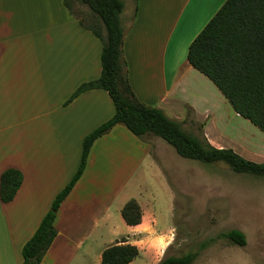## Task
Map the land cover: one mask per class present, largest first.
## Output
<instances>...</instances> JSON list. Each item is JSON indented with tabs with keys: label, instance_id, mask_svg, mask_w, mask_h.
I'll list each match as a JSON object with an SVG mask.
<instances>
[{
	"label": "crops",
	"instance_id": "crops-1",
	"mask_svg": "<svg viewBox=\"0 0 264 264\" xmlns=\"http://www.w3.org/2000/svg\"><path fill=\"white\" fill-rule=\"evenodd\" d=\"M223 1L121 0L122 54L138 100L180 123L186 108L192 121L204 122L216 100L222 103L185 55ZM74 3L69 10L63 0H0V173L15 168L22 176L12 199L0 200V264L21 263L23 243L79 164L83 138L113 112L103 89L74 94L101 71V41L88 29L92 17ZM206 124L203 135L221 147ZM159 139L138 138L115 124L91 142L80 175L56 209L55 236L37 264H101L106 246L125 243L138 250L127 264H156L162 258L172 227L157 234L147 201L132 193L140 187L133 182L138 166L159 168L158 156L172 159ZM235 152L264 162V148ZM161 177L162 201L171 210L173 191L167 175ZM131 198L140 209L135 225L120 216Z\"/></svg>",
	"mask_w": 264,
	"mask_h": 264
},
{
	"label": "trees",
	"instance_id": "trees-1",
	"mask_svg": "<svg viewBox=\"0 0 264 264\" xmlns=\"http://www.w3.org/2000/svg\"><path fill=\"white\" fill-rule=\"evenodd\" d=\"M75 1L88 9L92 17L88 29L101 41V71L97 79L80 85L74 94L89 88L103 89L111 100L113 112L83 138L79 164L23 243L20 264L39 263L56 233L52 224L56 209L80 175L91 142L115 124L123 125L138 138L159 137L182 158L204 164L221 162L234 173L264 178V162L245 159L228 147H214L202 132L199 137L186 132L180 122L167 117L160 108L134 96L122 54L121 0ZM71 2L63 0L69 10ZM185 58L215 86L237 115L264 134V0H224L189 42ZM190 114L191 110L186 108V116ZM202 127L203 122L199 125L200 129ZM21 178L15 168H6L0 173L2 202L12 199ZM120 216L127 225L139 223L137 202L132 198L127 200L120 209ZM219 236L237 246L245 243L243 234L237 229ZM137 254L134 245L112 244L101 251L100 262L127 264ZM195 255V252L163 255L156 264H190Z\"/></svg>",
	"mask_w": 264,
	"mask_h": 264
},
{
	"label": "rangeland",
	"instance_id": "rangeland-1",
	"mask_svg": "<svg viewBox=\"0 0 264 264\" xmlns=\"http://www.w3.org/2000/svg\"><path fill=\"white\" fill-rule=\"evenodd\" d=\"M74 1L71 3L76 8ZM213 88L222 103L216 100L203 122V126L207 123V134L221 147L244 151L243 155L264 148V134L237 115ZM201 123L186 117L181 127L199 137L203 133ZM159 140L172 152V159L158 156L159 168L138 166L133 182L140 187L138 190L135 187L132 193L147 201L157 234H166L172 227L163 255L195 252L190 264H264V178L234 173L221 162L204 164L182 158ZM161 172L167 175L173 191L171 210L169 203L162 201ZM230 229L243 234L244 245L237 246L219 236ZM116 230L120 234L123 227Z\"/></svg>",
	"mask_w": 264,
	"mask_h": 264
}]
</instances>
